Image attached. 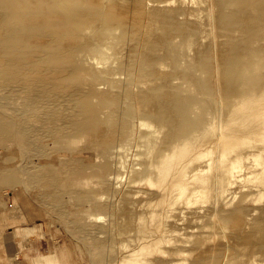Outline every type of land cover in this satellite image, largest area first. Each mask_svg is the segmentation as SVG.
Wrapping results in <instances>:
<instances>
[{"label":"rangeland","instance_id":"obj_1","mask_svg":"<svg viewBox=\"0 0 264 264\" xmlns=\"http://www.w3.org/2000/svg\"><path fill=\"white\" fill-rule=\"evenodd\" d=\"M177 1L175 0L174 2L173 0L172 2L176 3ZM193 1L196 5H194ZM193 1L182 0V2H180L179 0L180 3L177 2L178 5L176 6H179V8L181 9H176V6H171V1H169V3L167 2V4H164L163 6L175 9L181 19L189 18L194 19L196 22H198L197 33L191 40L193 42L195 39H197L198 41L200 40L199 42L195 40V42L192 43L190 41L193 44L192 46L189 41H183L182 38L178 35H174L175 39H173L172 37V40L177 44L180 52L179 54H182V57H180V55L178 56L179 70H188L191 68L196 76L204 77L205 72L199 69L193 63L195 55L198 52L197 49L201 46L203 47L199 50H202L205 47H208L210 49L212 48L211 44L215 42L213 44L215 54L218 53V49L219 52H223L227 50H224V48L227 47L226 43L230 38L217 33V31L214 29L213 24H209V21L207 19V21L205 20L204 16L206 10H208V6H206L208 3L205 1L203 2V0H197L199 4L196 2V0ZM186 2H189L188 4H190V7L192 9L188 4H186ZM174 3L172 4L174 5ZM200 3H202V6H200ZM187 5L189 8V10L187 9V11H190V13H192V11H194L196 8L201 11H198L196 9L198 11V14H196V16H194L195 14L189 15V13H186L187 11H185ZM184 6L186 8H184ZM202 7H206L203 8L205 9L204 13L201 9ZM179 13L181 14V16ZM199 14H203L204 16L202 15V17L204 18H202ZM199 18L202 19L199 20ZM151 25L152 27L150 26V29L152 28L157 31V26L155 25V23H152ZM201 25H205V27ZM209 31H211V34ZM214 31L216 32V34ZM208 32L210 34V39L207 37ZM197 35L199 36V38H196ZM235 37H237V35ZM202 39L205 40V43L202 42ZM206 39L207 41H210L212 39V41H210L212 43H206ZM262 39L264 42V37ZM116 42L114 43V45L112 44L113 46H110L109 44L105 45V47L102 48L101 52L95 53V57L93 58L92 56H90V51L81 52L78 56L79 60H81L85 66L81 71L82 73L80 77L83 81H79L81 88L86 87L88 90L94 89L92 93L94 94L98 93L95 92L97 89L98 91L102 89L101 86L103 87V89L105 88V90L109 87L111 88V90H107L108 92H102V89L100 93H103H101V95L110 94L108 96L112 97L111 95L114 96L118 93H122V86L125 85L127 87L126 91L129 90L128 94L133 95L136 93V95H133L134 97L132 96L134 99H132L131 96L130 98H128L127 96V101L122 104L124 106L112 102H101L99 104V102H96V100L101 101V98L99 97L100 94L98 93L91 96V102L93 103L95 101L97 104H93H95L96 108H100L98 109V114H100L99 116L102 120H107L117 110L124 111L130 109V115L128 117V126H130L128 128H130L131 126L132 127L129 130H126V135L122 139L123 141L121 140L117 144H115V146H113L114 148L111 146L103 148L101 144L99 145L97 143L94 137L93 139H91V136L88 138L81 133L79 135L76 133L68 132L67 130L60 129H58V131L48 130V132H46V129L50 126L49 123L51 124V120L55 125H60L65 116H73L74 114L70 109L65 110L63 113L61 110H59L58 113H55L56 115L54 114L56 117L53 115V117L51 116L50 119H38L37 116H42L43 112L37 111V115V112L35 113V111H33L32 114H30L31 116H28V114L25 117V122L22 123L18 121V118L15 117L16 115L14 116L13 112L10 110H12V107L18 108L16 107L17 103L22 104V95H25L23 94L25 92L18 93L16 91L19 95L16 92L11 93L15 97V100L14 97L8 99V96L12 95H6L7 90L5 88L0 89L1 91L4 89L2 92L0 91V94H3L4 96L6 95V98L2 100L6 103L7 106L9 103V106L12 103H15L14 106L12 104L11 107H4L3 110H7L9 108L10 109L9 111L4 110L3 113L5 115L12 116V118L15 119V122L18 121V126L19 124L21 126L18 127L16 124L17 129L30 125L29 127H33L37 132L41 133L43 131L46 133H37L41 136V138H38V135L35 134L34 136H32V138L34 137L33 139L30 138L32 144L34 145L33 147H36L35 150L30 149V151L28 150L29 147L27 145H25L23 142H19V139L16 136L18 134L14 135L16 132L11 135L12 138L10 135H8V137L0 139V264H202L201 261L203 262V264H264V241H262L264 240V226L261 227L264 222V176H262L261 174H258V176L252 174V171L256 166L254 162H250L251 156L245 158V160L243 159V161L239 165V168L233 171L235 178L237 179H234V177H232L231 179L230 176L225 178L223 176L225 171H221L222 167L225 166V162L228 159L229 155L231 154V152L235 151V149L239 150V148H241V150H243L244 152L246 150V152H248L249 150L251 151L256 147V143L259 144L258 146H262L264 140L261 139V136L257 134V137V135L251 132V129L256 126V122L258 123L259 120L257 119L256 122H254L253 119L255 118V114L252 113L254 111L256 114L259 113L261 109L258 106L260 105L259 100L257 98L250 99L256 101L255 103L258 102V104H255L250 100L241 102L242 99L236 97L231 100L230 103L226 104L225 101L220 99V97H215L217 99L215 103L213 102L216 99H212L213 102L211 101V105L213 104L212 107L215 108H211V106L205 108L203 113L205 121L203 127L204 131H206L205 135L202 136V133L195 132L193 137L190 138L191 140L188 144V154L185 156L181 155V161H179V163L177 164L178 167L181 164L185 167L183 172L186 173L183 178L185 182H191L190 185H192V183L194 182L195 184L198 183L193 187L191 186V188H195V186L200 188L205 182L207 190L204 193L200 194V192H197L189 196L186 193H181L180 195L176 194V190L173 189L172 186H168L170 185V183H172V178L175 179V176L172 175L173 172H170L169 178L163 181V183L157 182L155 180H149L150 177H154L156 175V155H158L159 153H164V151L166 153L170 149L169 145H163L167 129L166 126H162L161 124L159 125L158 122L151 117L149 111L150 107H148L150 105L148 104V102L146 103L148 106L145 104L146 101L141 98V94L144 90L158 85L159 81L161 82V79L157 76L148 77L150 79L146 78L148 82L147 83L146 80H144L146 76H142L139 73L140 71L138 72V68L136 67V62L139 61L140 55H138L137 52H134L133 54L130 53L129 55L126 54L122 43L118 41ZM196 43L199 44V46ZM255 44L258 45L257 41L255 42ZM119 46L121 47L119 48ZM195 46H197L198 48L196 47L197 49H194ZM110 47L116 49V52L118 54H121V52H125L124 54L122 53V57L127 55L128 56L122 58L120 57V54L118 55L117 53H115V51ZM116 47L118 48V50ZM213 48L211 50H213ZM120 49L121 51H119ZM91 52L94 53L95 51L91 50ZM109 53L111 54V57L113 54V57L115 56V58L112 59ZM156 53L162 54V51L157 50ZM81 54L83 55V58ZM117 55L120 59L117 58ZM106 56L108 57L106 58ZM88 57H90V59ZM137 57L138 59H136ZM183 57H186L185 59L188 58V62H186ZM118 59L120 60V62L117 61ZM122 59H127L130 62L132 61V63L135 64V70L133 72L127 73L119 68ZM165 59H163L161 63L162 65L164 64L163 66L159 64L160 71L158 72L168 70L170 73L171 71L173 75L170 74V82L173 85H178L184 95L193 94V96H195L197 100L192 105L190 112L191 115L194 114L192 116L195 117L201 112V105H203L202 99L204 94L200 92V90H198L196 86L186 81L185 78L175 75L172 72L174 69L169 60L166 59L165 61ZM93 61L95 64L93 63ZM110 61H112V63ZM116 62L118 66L117 64H114ZM185 62L186 65L187 63H190L186 66ZM105 63L108 65L107 67H105ZM100 64L101 66H104L106 70L102 68ZM109 65L112 66V68L109 67ZM165 66L167 68H164ZM184 66L186 67V69ZM101 68L104 71H99L101 70ZM114 69H116V71ZM92 71L93 74L91 73ZM108 71L110 74L107 73ZM113 71L116 73H113ZM98 72H101L102 74ZM135 73L140 74L138 75L140 78H137L139 81L135 79L136 77L134 76H137V74L135 75ZM82 75L85 77H83ZM88 75L90 76V79ZM95 76L98 77V79ZM103 76H105L104 78L106 79H104ZM109 76H111L110 79L113 80H117L121 76L122 77L118 79L119 81L117 80L118 83L114 80L111 85L110 83L112 82V80L110 81L108 79ZM133 77L136 82L132 80ZM141 77L144 78L142 79ZM83 78H85L86 80ZM140 79L144 80L146 84L144 83V81L140 83ZM84 80L86 81L87 85L85 84ZM92 81L95 83H90ZM108 81H110L109 84ZM121 82L124 84L121 85ZM98 83L100 86L96 85ZM116 83L119 84V87ZM126 83L127 85H129L127 86ZM84 84L85 86H83ZM109 85H111L112 87ZM130 85L131 87H129ZM132 88H134L133 90L136 91H133ZM87 89L82 90L88 91ZM115 90L117 92H115ZM131 92H133V94ZM16 94L18 95V97ZM135 96H140L141 99L139 97L135 98ZM199 96L201 102L199 100ZM135 101H137L138 103H135ZM140 101L144 102L140 103ZM133 103L135 106L133 105ZM19 104V108H22V105L20 106ZM117 105L122 106V108L120 107V109H117ZM137 105H139V111L136 110ZM252 105H255L256 108H258V112H256L257 110L255 106V110H253ZM260 107L262 106L260 105ZM102 110L105 114L101 112ZM145 110L148 111L146 112ZM211 110H214V112ZM108 112L110 113L109 117L107 116L109 115ZM64 113L66 115H64ZM106 113L108 114L106 115ZM206 114L209 115V120L212 123L208 120V115ZM132 115L136 119L133 118ZM249 115H252V117ZM27 117H32V122L35 121L34 123L37 126L34 123L32 125V122H29L31 120H29V118ZM130 117H132L134 120ZM146 117H149V119H147ZM257 117H259V115H257L256 118ZM148 121H150L151 124L148 123ZM254 123L255 126H253ZM151 125L156 126L157 129H159L160 127L161 128L159 130H157L156 127L155 129H153L154 126ZM104 126V129L108 131L107 128H109L110 125H107V123H105ZM37 129L41 130V132ZM54 132L56 134H54ZM64 132H66L67 134L65 133V135H63ZM146 133L148 136L146 135ZM198 133L200 134V136H198ZM216 133L218 134V138L216 137ZM42 134L45 135V138ZM71 134L76 135L73 137ZM128 134L135 135L130 137V135ZM35 136H37V139ZM77 136H82V140H84L85 138L86 139L84 141H81V138L79 139ZM50 137L52 139H50ZM75 137L76 139H74ZM6 138H8L9 141H5V143L3 142L5 145L3 146L2 141L7 140ZM200 138L203 139L202 141L210 139L208 141L209 144L206 142L205 144L204 142L200 143ZM213 138H217L215 139L217 140V145H215L216 142L215 140H213ZM10 139L13 140L10 141ZM125 139H127V141L132 139L134 142L132 140L130 142L128 141L130 143L129 145V143H124L126 141ZM211 140H213L212 142L214 143H212ZM252 140L254 141V143L256 141H260L261 143L256 142L254 144L252 142L253 144H251ZM45 141L46 143H44ZM75 141L78 143V145ZM73 142L75 143L73 144ZM194 142L199 145L197 146V148ZM121 143L124 144L126 148H123L124 145H122L121 148L119 146L121 145ZM248 143H250L251 146L242 149V147H245L246 145L248 146ZM204 145L206 146L204 147ZM128 146H130V148ZM200 146H203V148H200ZM68 147H70L71 149H68ZM85 149L88 151L86 152ZM123 149L125 150L123 151ZM204 149H210L211 151L206 152L201 157H194V154L197 153L198 150L202 151ZM94 150L97 152H95ZM113 150L117 152H114ZM122 152L123 154H121ZM125 152H127V154H125ZM101 153L102 155L100 156ZM110 157H113L114 159ZM133 157L135 160L133 159ZM202 157L205 159H202ZM97 158L98 161H95L97 160ZM107 158L110 162L107 161ZM176 158L178 160L179 157ZM199 158L200 161L201 159L204 161L203 163L206 164H204L205 167H203L204 165H202V161H198ZM207 158L210 159V162H208ZM73 159H75L76 161ZM195 161L196 163H198L197 165ZM251 161L254 160H252L251 158ZM91 162L93 164H91ZM96 162L98 166L100 164L99 167L95 164ZM86 163H90L91 167L89 164V166H86ZM104 163H107L109 165H107L108 168H106L109 172L106 169L104 170L106 172H103L102 165ZM94 164L96 167L94 166ZM96 168L98 170L101 169V174ZM92 170H94L95 173L97 171V173L99 174H95L94 172H92ZM46 171L49 172V174L46 173ZM150 172L151 174H149ZM108 173L111 174L109 175ZM218 173L220 175L223 174L221 178L219 177L220 175L218 176ZM103 178L106 180V182L103 180ZM228 178H230L229 182H227ZM131 179H133L134 181H130ZM168 179L170 181H168ZM119 180L121 183L119 182ZM117 182H119L121 185ZM221 185L222 187H224L223 185L227 187H224V189H222V187H220ZM167 186L168 188L164 189V187ZM136 189L138 191H136ZM147 190L150 192H146ZM162 190H164V193H162ZM172 191L175 192V196H171V194L173 193ZM167 193H169V195ZM232 207H236L237 209L240 208V212H245L244 215H241L243 214L242 212L241 214H239V210L237 211L236 209L233 210L234 212L231 211L230 209ZM241 207L243 208V210ZM229 214H231L230 217L232 218L233 223L229 217ZM232 214H237L234 216L236 217L235 220L240 222L239 224H236L239 225L240 228L234 225L236 221L234 220V216ZM237 216L239 219H237ZM241 216L242 218L245 216V220L248 221L253 218L255 220H251V222H256L257 224L260 223V217H262L263 222L260 223L261 225L259 224L262 229L258 227L259 225L257 226L256 223H254V225L251 222L246 223L247 221H245L243 218L246 223L244 225V221L242 222V218H240ZM255 217H257L258 219L256 220ZM240 219L241 221H239ZM248 224L253 227L251 228ZM235 226L237 227L236 229ZM247 227H250L252 229L250 230V235H254V237L252 236L253 239L249 238L251 236H247L249 234V231H247V229L249 230V228ZM259 228L262 230L263 236H261V234L260 236L261 238L263 237V239H260L259 233H261V230ZM237 229L239 230L237 231ZM240 230H243V232ZM244 230L247 234L244 232ZM241 234H243L244 236L241 237ZM249 239H251L252 241ZM258 242L260 243V245L258 244ZM97 255L99 257H101L102 255V258H98Z\"/></svg>","mask_w":264,"mask_h":264},{"label":"bare ground","instance_id":"obj_2","mask_svg":"<svg viewBox=\"0 0 264 264\" xmlns=\"http://www.w3.org/2000/svg\"><path fill=\"white\" fill-rule=\"evenodd\" d=\"M169 1L172 2L173 0H169ZM169 1H167V0H0V89L5 88L7 90V93H8V94L6 93V95H9V94L12 95L11 93L16 92V91L18 93L25 92V93H23L25 95H22V98H23V100L21 99L22 104L17 103L16 107H18V108L12 107L11 108L12 110H10L13 112L14 116L16 115L15 117L18 118V121H20L22 123L25 122V117L28 114H29L28 116H31L30 114H32L33 111H35V113L37 111L43 112L42 116H37L38 119H50V117L51 116L53 117V115L56 112L58 113L59 110H61L63 113L65 110L70 109L74 114L73 116H68V117L65 116L60 125H57V124L55 125L51 120V124L49 123L50 128L48 127V124H47L48 128L47 129L45 128L47 130L46 132H48V130L58 131V129H60V130H67L68 132L76 133L79 135L81 133L85 137H88V138L91 136V139H93V137H94L96 139L97 143L99 145L101 144V146L103 148H107L110 146L113 147V146H115V144H117L119 141H121L125 137L126 130L127 129L129 130L132 127L131 126L130 128H128L130 126V125L128 126V120H129L128 117L130 115L129 114L130 109L124 110V111L123 110H119V111L117 110L111 116H110V113L108 112L109 115H107L108 113H106V115L108 117L109 116L110 117L109 118L107 117L108 118L107 120H102L101 117L99 116L100 114H98V109H100V108L99 107L96 108L95 104H93V103L99 102V104H100L101 102H103V103L112 102V103H115L118 105H122L127 101V96H128V98H130V96H131V98L134 99L133 95H136V93L134 92L135 94H133V92H131L133 95L128 94L129 88L127 89L128 91H126L127 87L125 85H123L124 83L121 82L122 83L121 85H123L122 86V93H118L114 96L111 95L112 97H110V96H108L110 94L101 95V93L104 91H107V90H111V88L108 87L105 90V88L103 89V87L101 86V88L103 89V91H102V89H100V91H102L101 93H100V91H98V89L95 91L101 95V96L99 95V97L101 98V101L96 100V102H95L94 97H96V96H94L93 97L94 102L92 103L91 102V98H92L91 96L94 94L96 95L98 93L92 94L94 89L88 90L86 87H84V88L80 87L79 83L81 81H83L80 78L81 73H82L81 71L84 69L85 66H84V63L81 60H79L78 56H79V53H81V52L90 51V56H92V58H93V57H95L94 56L95 53L101 52L102 48H104L105 45L109 44L111 46L112 44L114 45V43L116 41L121 42L123 45V48L125 49L124 51L126 52V54L129 55L130 53L133 54L134 52L135 53L137 52L138 55H140L139 61L136 62V65H137L136 67L138 68V69L137 68L136 69L138 70V72L140 71L139 73L142 76L143 75L146 76L144 79V80H146V82H147L146 78H148V77L157 76L161 79V82L158 80L159 78L157 79L159 81L158 85L152 86V87L144 90L141 94V98L144 101H146L145 104L148 102V104L150 105V106H148L146 104L148 107H150L149 111H150L151 117L155 121H157L159 125L161 124L162 126H166L167 129H166L163 145H169V149H170L166 153L164 151V153H161V154L159 153L158 155H156L157 156V159L155 162L156 163L155 166L157 169L156 175L154 177H150L149 180H155L157 182L163 183V181H165V180H167V178H169L170 172H173L172 175L175 176V179L172 178L173 181L168 186H172V188L176 190V194L180 195L181 193L182 194L186 193L189 196V195H192V194L197 193V192H200V194L206 192V190H207L206 183L204 182L203 186H201L200 188H198L196 186H195V188H191V186L193 187L194 185H196L198 183L195 184V182H194V183H192V185H190L191 182H185L183 179L184 175H186V173H183L185 167L182 164L178 167L177 164L179 163V161H181L180 160L181 155L185 156L188 154V152H189L188 144L191 140L190 138L193 137L195 132L202 133V136L205 135L206 131H204V127H203V125L205 124L203 113H204L205 108H208L210 106H211V108H215V107H212L213 104L211 105L212 99H216L217 97H220V99L225 101V103L227 104V103H230L231 100H233L236 97H239L240 99H242L241 102H245V101H248L250 99L257 98L262 107H260V105H258L259 108H261L258 114H256L255 111L252 112L255 114V118L257 115H259V117H257L256 119L254 118L255 120L253 119V121L256 122L257 119H259V120H258V123L256 122V126L254 123L253 126H255V127L251 129V132H253L255 135L259 134L261 136V139L264 140V45H263L264 42L262 39L264 37V0H203V2L205 1L209 4V5L207 3H206L207 5L205 4L206 6H208L207 7L208 10H206L205 16L202 14L205 17V20L207 19L209 21V24H211V23L213 24L214 29L217 31V33L230 38L226 43L227 47L224 48V50H226V49L227 50L223 51V52H219V49L217 48L218 53H216V54H215V50L213 48V44L215 42H213V44H211V47L213 48V50H211L212 48L209 49L208 47H205L202 50H199L203 46H201L200 48L195 46L194 49L198 48L197 49L198 52L195 55L193 63L195 66H197L199 69H201L202 71L205 72L204 77L196 76L194 74V72L191 70V68L188 70H179V68H178V64H179L178 63V56L180 55L179 54L180 52H179V48L177 47V44L173 42L172 37H173V39H175L174 35H178L182 38L183 41H185V42L191 41L192 42L191 39L197 33L198 22H196L194 19H189V18L181 19L178 15L177 11H175V9H172L169 7L168 8L164 7L163 5L167 4V2L169 3ZM164 2H166V3H164ZM174 2H175V0H174ZM174 2H172V3H174ZM177 2H179V0ZM177 2L174 3V5L172 3L170 5L176 6V5H178ZM180 2H182V0H180ZM196 2H197V0H196ZM188 3L189 2H186V4H188ZM193 3H194V1H193ZM197 3L199 4V2H197ZM183 4H184V2H183ZM186 4H185V6H186ZM200 4H201L200 6H202V3H200ZM179 5H182V4H179ZM188 5L190 7V4H188ZM188 5H187V8L184 6V8H186L185 11H187V9L189 10ZM194 5H196V4L194 3ZM177 8H179V6H176V9ZM195 8H193V9H195ZM203 8H206V7L201 8L203 10V13H204L205 9H203ZM179 9H181V8H179ZM196 9L198 10V8H196ZM195 10L192 11V13H190V11H187L186 13H189V15L195 14L194 16H196V14H198V11H201V10H198V11L196 10L197 11L196 12ZM199 13H202V12H199ZM199 15L202 17L201 14H199ZM180 16H181V14H180ZM187 16H188V14H187ZM194 16H191V17H194ZM204 17H202V18H204ZM202 18H199V20ZM203 21H204V19H203ZM152 23H155V25L157 26V31L152 29V28L150 29V26L152 27V25H151ZM201 26L205 27V25H201ZM208 28H209V26H208ZM210 29H211V26H210ZM214 29H212V30H214ZM207 30H209V29H207ZM203 31H205V30H203ZM211 31H209L210 34H211ZM209 32L207 33L208 38L210 37ZM215 34H216V32H215ZM235 34L237 35V37H235L236 36ZM196 38H199V36L197 35ZM212 38H213V36H212ZM214 38H215V36H214ZM207 39H206V43H208V42L212 43V42H210V41H212V39L210 41L209 40L207 41ZM195 40L198 41L197 39H195ZM195 40L192 43H194ZM204 41L205 40L202 39L203 43H205ZM256 41H257L258 45L255 44ZM177 43H178V41H177ZM116 45H119V44H116ZM197 45L199 46V44H197ZM223 45H222V47H223ZM192 46H193V44H192ZM120 47L121 46H119V48ZM110 48H112L115 51V53H117L116 49H114L113 47H110ZM106 49H108V48H106ZM121 49L119 51H121ZM91 50H93L95 52L93 53V52H91ZM117 50H118V48H117ZM157 50H161L162 54H157L156 53ZM195 52H196V50H195ZM122 53L123 52H121V54L119 53L120 57H122L121 55L124 54V53L123 54ZM91 54H93V55H91ZM88 55H89V53H88ZM109 55L111 57L110 53H109ZM118 55H117V58H119ZM181 55H180V57H182ZM108 56H106V58ZM127 56H123V57H127ZM214 56H215V58H214ZM132 57H136V56H132ZM82 58H83V55H82ZM88 58L90 59V57H88ZM111 58L113 59V58H115V56L113 57V54H112ZM165 58L168 59L170 64L172 65V67L174 69L172 72L175 75H178V76L185 78L186 81H188L190 84H193L194 86H196V88H198V90H200V92H202L204 94L203 99H202L203 105H201V107H202L201 112L199 114H197L195 117L192 116L194 114L191 115V113H190L192 105L197 100L195 98V96H193V94L184 95L181 92L180 87L178 85H173L170 82V76L173 75L171 73V71H170V73L168 70H167L168 72L167 71L158 72V71H160L159 64H161L162 60ZM183 58L185 59L186 57H183ZM116 59H115V61H116ZM119 59L117 61L120 62ZM136 59H138V57ZM166 59H165V61H166ZM185 60H186V62H188L187 61L188 58ZM110 62L112 63V61H110ZM110 62H109V64H110ZM186 62H185V65H186ZM93 63H94V61H93ZM189 63H187V65ZM114 64H117V62ZM97 66H98V64H97ZM100 66H101V64H100ZM107 66L108 65L106 64L105 67H107ZM117 66H118V64H117ZM134 66H135V64L132 63V61L130 62L127 59H122L119 68H121L123 71H125L127 73H130V72H133L135 70ZM101 67L104 68V66H101ZM109 67L112 68V66H110V65H109ZM98 68H99V66H98ZM102 68L99 71H104ZM113 68H115V67H113ZM164 68H167V67L165 66ZM116 69H114V70L116 71ZM185 69H186V67H185ZM96 71H98V70H96ZM109 71L107 73H109ZM91 73L93 74V71ZM98 73H101V72H98ZM113 73H116V72L113 71ZM139 73H135V75L137 74V76H134V77H136L135 79L140 78L138 76V75H140ZM201 73H203V72H201ZM121 74H119V75H121ZM89 75H88V77L90 79ZM96 76H97V74H96ZM99 76H101V75H99ZM83 77H85V76H83ZM104 77L105 76H103V78ZM134 77L132 78V80H134L136 82ZM96 78L98 79V77H96ZM110 78H111V76H109L108 79L110 81L112 80V82L110 83L112 85V83L115 79L113 80ZM120 78H118V79H120ZM176 78H177V76H176ZM83 79H85V78H83ZM86 79H87V77H86ZM104 79H106V78H104ZM142 79H140L141 80L140 83L142 81H144ZM148 79H150V78H148ZM152 79H154V78H152ZM100 80H101V78H100ZM117 80H115V82H117ZM110 81H108V84ZM137 81H139V80L137 79ZM146 82L144 81L145 84H146ZM152 82H154V81H152ZM90 83H95V82L92 81ZM127 83H126V85H127ZM132 83H134V82H132ZM82 84H83V82H82ZM85 84H86V81H85ZM85 84L83 86H85ZM96 85H99V83ZM111 85H109V86H111ZM118 85L119 84H117V86ZM121 85H120V87H121ZM87 87H89V86H87ZM114 87H115V85H114ZM129 87H131V85ZM82 89H87L88 91H85ZM133 89L134 88H132V90ZM112 90H113V88H112ZM133 91H136V90H133ZM115 92H117V91L115 90ZM139 92H140V90H139ZM18 95H17V97H18ZM5 96L3 94L2 95L0 94V139H2V138L4 139L5 137H8V135L11 136L12 134H14V132H16L14 135L18 134L16 136L18 137L19 142H23L25 145H27L29 147L28 148L29 151H30V149L35 150L36 147H33L34 145L32 144L31 139L34 138V137L32 138V136H34V134L38 135L37 133H39V132H37L36 129H34L33 127H29L30 125L23 127V128H20V129L19 128L17 129L18 121L15 122V119L12 118V116L5 115L3 113L5 110V109L3 110V108L4 107L5 108L11 107V105L13 104L12 100H14L15 97L13 95L8 96V99L11 97H14V99L11 100L12 104L9 106V104H10L9 103L7 106L6 103L3 102V100H2L4 98H6ZM136 97L140 98V96H135V98ZM132 99H130V100H132ZM98 100H99V98H98ZM199 100L201 102L200 96H199ZM8 101H10V100H8ZM144 101H142V102H144ZM216 101H217V99L214 102L213 101L212 102L215 103ZM218 101H219V99H218ZM223 101H220V102H223ZM250 101L253 103L256 102L254 100H250ZM136 102L137 101H135V103ZM142 102L140 101V103H142ZM112 103H110V104H112ZM202 103H199V104H202ZM14 104H13V106H14ZM18 104L20 106L22 105V108L21 107L19 108ZM255 104H258V102ZM101 105H103V104H101ZM133 105H134V103H133ZM117 106H116V108L120 109V107L122 108V106H124V105L118 106V107ZM138 106L139 105H137L136 110L139 111ZM216 106H218V105H216ZM254 106H253V110H255V108H256V106H255V108H254ZM142 107H143V105H142ZM9 109H7V110L9 111ZM111 109H113V108H111ZM111 109H108V110H111ZM7 110H5V111H7ZM133 110H134V108H133ZM143 110H144V108H143ZM256 110H257L256 112H258V108H256ZM145 111L147 112L148 110H145ZM211 111L214 112V110H211ZM38 112L36 113L37 115H38ZM101 112L104 113L103 110ZM13 114H11V115H13ZM64 115H66V114L64 113ZM206 115H208V114H206ZM249 116L252 117V115H249ZM35 117H36V115H35ZM57 117H59V116H57ZM132 117H133V115H132ZM132 117H130V118H132ZM27 118H29V117H27ZM31 118L32 117H30L29 120H31ZM104 118H105V116H104ZM133 118H135V117H133ZM141 118H142V116H141ZM132 119H130V120H132ZM147 119H149V117ZM208 120H209V115H208ZM32 121L33 120H31L29 122H32ZM34 122H32V125ZM44 122H45V120H44ZM55 122H58V121H55ZM105 123H107V125H110V127L107 128L108 131H106L104 129ZM148 123H150V121H148ZM152 123H153V121H152ZM16 124H17V126H16ZM134 125H135V123H134ZM154 125H155V123H154ZM154 125H151V126H154ZM19 126H21V125L19 124ZM22 126H24V125H22ZM155 127L156 126H154L153 129H155ZM156 129H157V127H156ZM159 129H157V130H159ZM17 130H18V133H17ZM37 130L41 132V130H39V129H37ZM59 132H62V131H59ZM41 133H39V134H41ZM43 133H45V132H43ZM65 133L66 132H64L63 135H65ZM54 134H56V133L54 132ZM76 134H74V135L71 134V135L74 137ZM135 134H133V135H135ZM42 135H44V134H42ZM128 135H130V134H128ZM133 135H130V137ZM146 135H147V133H146ZM39 136L40 135H38V138H41V136L40 137ZM198 136H200V134ZM17 137H16V139H17ZM35 137L37 139V136H35ZM81 137L82 136H80L78 138L80 139ZM154 137H155V135H154ZM216 137L218 138L217 133H216ZM257 137H258V135H257ZM11 138H12V136H11ZM44 138H45V135H44ZM78 138H77V140H78ZM217 138H215V139H217ZM6 139L7 140H3L2 143L3 142L5 143V141H7V142L9 141L8 138H6ZM50 139H52V138L50 137ZM74 139H76V137ZM82 139L83 138H81L80 140L84 141L86 138L84 140H82ZM143 139H145V138H143ZM203 139H204V137H203ZM203 139H201L200 143L204 142V144H205V142L208 143V141L210 140V139H208V140L206 139V141H202ZM215 139L213 138V140H215ZM12 140L13 139H10V141H12ZM14 140H15V138H14ZM125 140L127 141V139H125ZM131 140L132 139H130L128 141L130 142ZM176 140H177V142H176ZM213 140H211V142ZM46 141H48V140H46ZM46 141L44 143H46ZM126 141L124 143H129L128 141L127 142ZM75 142H73V144ZM86 142H88V141H86ZM215 142H216L215 145H217L218 144L217 140H215ZM252 142L254 143L253 140L251 141V144H253ZM256 142H260V141H256ZM4 143H3V146H5ZM198 143H199V141H198ZM200 143H199V145H200ZM212 143H214V142H212ZM195 144H196L195 146L197 148V146H199V145H197V143H195ZM248 144H249L248 146L246 145L247 147L246 146L242 147V149L248 148L249 146H251L250 143H248ZM256 144L257 145H255V146L257 147L259 144L258 143H256ZM77 145H78V143H77ZM122 145H124V144L121 143V145H119V146L121 147ZM129 145H130V143H129ZM148 145H150V144H148ZM95 146H96V144H95ZM205 146L206 145H204V147ZM37 147H39V146H37ZM79 147H80V145H79ZM83 147H84V145H83ZM128 147L130 148V146H128ZM128 147H127V149H128ZM201 147L203 148V146H200V148ZM256 147L253 148V150H251V151L249 150L248 152H246L247 150L244 152L243 150H241V148H239V150L235 149V151L231 152V154L229 155L228 159L225 162L226 164L224 163L225 166H223V167L225 169L221 166L222 167L221 171L222 172H223V170L225 171L224 175L223 174L220 175L218 173V176L220 175L219 176L220 178L222 175L225 178L230 176L231 179H232V177H234V179H237V178H235L233 171L238 169L239 165L241 164L243 159L245 160V158H248L249 156H251L252 160H254V161H251V158H250V162L251 163L254 162L255 166H256L255 169L252 171L253 172L252 174H255L257 176H258V174H261L262 176H264V142L262 143V146L261 145L258 146L257 149H256ZM69 148L70 147H68V149ZM123 148H126L125 145L123 146ZM200 148H198V149H200ZM91 150H92V148H91ZM109 150H110V148H109ZM116 150H118V149H116ZM124 150L125 149H123V151ZM165 150H166V148H165ZM76 151H78V150H76ZM87 151L88 150H86V152ZM209 151H211V150L210 149H204L202 151L198 150V152L196 151L197 153L194 154L195 155L194 157H197V158L201 157L202 155H204L206 152H209ZM90 152H92V151H90ZM95 152H97V151H95ZM114 152H117V151H114ZM109 154H111V153H109ZM121 154H123V152ZM125 154H127V152H125ZM101 155H102V153L100 154V156ZM176 157H179L178 160ZM110 158L114 159L113 157H110ZM133 159H134V157H133ZM202 159H205V158L202 157ZM202 159H201L202 162L200 161V158H199V160L198 159L197 160L199 162H201L202 165H204L205 163H203L204 161ZM73 160H75V159H73ZM95 161H98V158ZM107 161H108V158H107ZM93 162H94V160H93ZM108 162H110V161H108ZM208 162H210V159H208ZM147 163H148V161H147ZM195 163H196V161H195ZM88 164L90 165V163H86L85 165L87 166ZM91 164H93V163L91 162ZM95 164L97 165V162ZM95 164H94V166H95ZM197 164L198 163H196V165ZM107 165H108L107 163H104L102 165L103 172H106L104 170L106 168H108ZM205 165L203 167H205ZM99 166H100V164H99ZM90 167H91V165H90ZM90 167H86V168H90ZM197 167H196V169H197ZM251 169H250V171H251ZM100 170H98L99 173L101 172ZM198 170H200V169H198ZM147 171H148V169H147ZM194 171H195V169H194ZM92 172L95 173L94 170H92ZM46 173L49 174V172H47V171H46ZM96 173H97V171H96ZM99 173H97V174H99ZM149 174H151V172ZM232 174H233V176H232ZM246 174H249V173H246ZM171 176H170V178H171ZM117 179H118V177H117ZM103 180L106 182V180L104 178H103ZM132 180L133 179H131L130 181H132ZM168 181H170V180L168 179ZM229 181H230V178H228L227 182H229ZM119 182H120V180H119ZM119 182H117V183H119ZM222 184H223V182H222ZM225 185H223V186L225 187ZM227 185H228V183H227ZM168 186L164 187V189L168 188ZM128 187H130V186H128ZM220 187H222V185ZM224 187H222V189H224ZM148 190L146 192H150ZM136 191H138V190L136 189ZM144 191H145V189H144ZM162 191H163L162 193H164V190H162ZM172 192L173 193L171 194V196L172 195L175 196V192L174 191H172ZM169 193H171V192H169ZM169 193H167V194L169 195ZM250 193H251V191H250ZM170 198H172V197H170ZM232 208L230 209L231 211H233L234 209H236L238 211L240 209V208L237 209L236 207L233 209ZM254 208H256V207H254ZM240 210L238 213L239 214H241V212L243 213V211L240 212ZM242 210H243V208H242ZM237 211H235V212H237ZM244 213L241 215H244ZM237 214H234V215H237ZM230 215L231 214H229V217H230ZM233 218H234V220L236 219L235 216ZM240 218H242V216ZM243 218H242V222L246 219V218H244V220H243ZM255 218L257 220L259 218V216H258V218L257 217H255ZM230 219L232 220L231 217H230ZM237 219H239L238 216H237ZM260 219H261L260 223L263 222L262 217H260ZM251 220L254 221L255 219L252 218ZM251 220L250 221L245 220V221H247L246 223H248V222H251ZM263 220H264V218H263ZM239 221H241V219ZM245 221H244V225L246 224ZM237 222L238 221H236V223H234V225L240 223V222H238V223ZM258 222H259V220H258ZM232 223H233V220H232ZM254 223H256V222H253L252 224L254 225ZM260 223H258V224L256 223V225L258 226ZM260 225L258 227H260ZM236 226L239 227V225H236ZM236 226H235V229L237 228ZM249 226L251 228L253 227L251 225H249ZM262 226H264V222L261 225V227ZM250 227H247V228H249V230L246 228L247 231H249L248 232L249 234L247 235L248 237L251 236L250 230H252V229ZM244 228H245V226H244ZM238 230L239 229H237V231ZM240 231L243 232V230H240ZM244 232L246 233L245 230H244ZM260 234H261V236L264 235V234L262 235V230H261V233H259V236H260ZM240 236L242 237L244 235L241 234ZM252 236L254 237V235H252ZM252 236L249 238L253 239ZM261 236H260V239H263L264 236L262 238H261ZM249 240H251V239H249ZM262 241H264V240H262ZM262 241H261V243H262ZM256 242H257V240H256ZM253 243H255V242H253ZM258 244L260 245L259 242H258ZM98 255H100V254H98ZM98 255H97V257L101 259L102 255H101V257H99ZM103 257H104V255H103ZM151 262H152V260H151ZM201 263L203 264L202 261H201Z\"/></svg>","mask_w":264,"mask_h":264}]
</instances>
